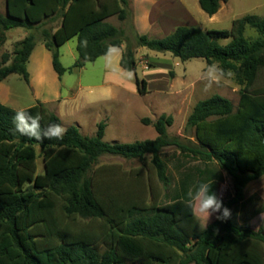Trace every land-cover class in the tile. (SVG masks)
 I'll return each instance as SVG.
<instances>
[{
  "label": "trees",
  "instance_id": "16d2710c",
  "mask_svg": "<svg viewBox=\"0 0 264 264\" xmlns=\"http://www.w3.org/2000/svg\"><path fill=\"white\" fill-rule=\"evenodd\" d=\"M225 1L199 0V4L212 17ZM128 4V0H6V13H0V45L12 29L33 30L60 18L56 29L42 31V43L52 52L60 77L96 62L110 45L124 44L120 65L136 72V49L146 47L183 62L203 58L207 64L218 62L231 69L240 86L239 105L218 94L197 102L187 120L195 142L170 137L174 117L164 114L155 122L142 121L154 126L155 139L109 143L106 121L99 123L92 137L72 125L63 140H30L15 131L13 116L19 110L0 102V264H264V228L239 225L231 216L216 219L190 237L180 223L195 215L188 188L191 176H184L163 200L152 178L155 172L164 186L172 182L170 159L163 151L176 147L179 156L204 165L198 169L196 186L208 183L217 194L223 171L232 177L234 195L223 201L232 212L244 201L248 185L264 176V83H260L264 18L246 15L230 30L178 26L162 38L138 34L133 47L125 31L108 21L114 16L126 20ZM248 28L258 37H246ZM73 38L78 57L66 68L60 49ZM220 38L231 41L222 45ZM37 43L35 35H27L11 54L3 55L0 83L12 74L30 82L28 63ZM135 83L140 95L148 93V81L136 75ZM26 110L40 114L42 128L62 124L41 102ZM38 147L43 174L38 173ZM104 155L138 159L142 166L130 171L119 165L93 169Z\"/></svg>",
  "mask_w": 264,
  "mask_h": 264
},
{
  "label": "rangeland",
  "instance_id": "374dc122",
  "mask_svg": "<svg viewBox=\"0 0 264 264\" xmlns=\"http://www.w3.org/2000/svg\"><path fill=\"white\" fill-rule=\"evenodd\" d=\"M172 1L174 5L169 2L170 8L174 9V13L171 15L174 18L170 25L171 29L177 26H189L198 27L202 30H230L236 19L246 15H256L264 18V0H227L222 2L220 11L212 17L202 10L199 0ZM126 8L128 10L126 20L120 21L117 16H114L109 22L122 28L125 31L127 42L135 47L138 34L133 27V5L128 4ZM0 13H6V0H0ZM60 23L61 19L58 18L54 22H48L44 27L40 26L33 30L22 28L10 30L7 42L0 45V61L5 53L11 54L13 52L17 40L24 38L25 33L35 35L36 41L39 43L42 42L43 29H56ZM149 37L155 38L156 35L153 34ZM246 37L254 39L258 37V33L256 30L248 28ZM218 41L220 44L226 45L231 41V38H220ZM124 45L126 46V44ZM76 48L77 38L69 40L61 47L63 66L72 67L75 64L78 56ZM104 60L101 57L96 62L88 63L84 68L78 69V71L74 70L75 72L67 73L66 84L77 85L79 80L85 85L99 82ZM136 60L137 70L136 72H130L129 75L130 85L126 86L115 100L113 99L112 102L105 104L106 112H109L108 117L103 118L100 112L88 111L75 117L63 118L62 125L66 128L72 125L77 126L83 135L92 137L96 134L99 123L106 121L105 141L109 143H134L157 137L153 125L143 124L144 118H149L155 122L161 115L166 114L174 117V124L168 128L170 137H180L183 142L188 143L189 140L195 142L194 130L187 127V120L197 102L218 94L230 99L235 107L239 105L240 86L236 84L233 78L225 80L219 85L213 84L210 89L205 88V81L200 79L201 70L207 64L203 58H194L183 62L170 53L139 47L136 49ZM53 72L56 74L54 69ZM136 75L140 79L148 81L149 91L146 95H140L137 92ZM48 81H51L50 76H48ZM5 82L7 89H0V99L9 98V102L5 105L16 110L32 106L34 102L32 91L34 89L20 75L12 74ZM49 82L45 86L47 93L51 86ZM260 83H264V71L260 75ZM53 109L54 107L50 106V111L56 113ZM107 118H109V121L106 120ZM80 123H82L81 126ZM37 150L39 153L38 173L43 174V157L40 154L39 147ZM163 155L170 159L169 165L173 180L168 186H164L158 180L156 173H152L154 190L160 199L163 200L166 194H172L176 184L180 185L186 175L191 176L188 188L192 192L198 180V169L204 167V165L196 159L179 156L176 147L164 149ZM150 159L151 156L149 155L148 160ZM102 165H119L124 171H130L140 168L142 163L138 159L130 160L120 156L104 155L99 158L93 169ZM217 182V196L222 201L232 198L234 195L232 177L226 171H223L222 179ZM149 201H151V197H149ZM239 212V204H237L232 208V218L237 224H239L238 220L242 222ZM217 215L219 213H215L210 217L207 227L216 220ZM180 224L189 233L190 237H192L191 234H200L207 228H203V220L196 212L192 219L182 221ZM80 226L88 228V224L84 222H81ZM94 226L97 227L98 223L96 222ZM52 241L56 242L58 240L53 239Z\"/></svg>",
  "mask_w": 264,
  "mask_h": 264
},
{
  "label": "crops",
  "instance_id": "0c3cea01",
  "mask_svg": "<svg viewBox=\"0 0 264 264\" xmlns=\"http://www.w3.org/2000/svg\"><path fill=\"white\" fill-rule=\"evenodd\" d=\"M128 1L129 5H133V27L137 34L148 36L154 34L156 35L155 38H162L171 34L178 27L170 28L171 22L174 21V18L171 17L174 9L170 8L171 5H174L172 0ZM169 2L172 4L169 5ZM112 18H109L108 21ZM8 34L9 31L7 32V37H9ZM27 35L25 33L24 38ZM22 39L17 40V42ZM118 48L120 50L119 53L113 54L108 58L103 56L105 59L104 67L102 73H100L101 80L99 82L85 85L79 80L77 85H67L65 81L67 74L60 77L53 72L52 52L42 42L37 43L28 63L30 72V82L28 84L34 89L32 91L34 96L32 106L38 102L43 103L49 110L50 106H53V111L57 113L61 120L66 117H75L88 111L100 112L103 118L108 117L109 112H106L105 104L112 102L113 99L115 100L117 95L126 86L130 85V72L125 71L120 65L126 46L123 45ZM75 71H78V69ZM48 76L51 78L50 82L48 81ZM6 80L0 83V89H7ZM48 82L51 86L47 93L45 86ZM0 101L7 104L9 98L0 99ZM106 120L109 121V118ZM239 209V217L242 220V222L238 220L239 224H246L254 230L264 228V176L248 185L247 192L245 191V199L239 203Z\"/></svg>",
  "mask_w": 264,
  "mask_h": 264
},
{
  "label": "clouds",
  "instance_id": "9594fccd",
  "mask_svg": "<svg viewBox=\"0 0 264 264\" xmlns=\"http://www.w3.org/2000/svg\"><path fill=\"white\" fill-rule=\"evenodd\" d=\"M119 48L110 45L105 53V58L119 53ZM130 75V73H129ZM235 73L231 69H224L218 62L206 64L201 70L200 79L205 81V88L210 89L213 84L219 85L223 81L232 79ZM42 117L39 113L32 114L29 110L21 109L13 116L15 131L22 136L28 137L30 140H63L67 128L60 123H50L47 127L41 126ZM55 148V145H51ZM192 199V207L194 212L198 213L203 220V228L207 227L210 217L219 213L216 216L217 220L226 221L231 218L232 212L229 208L223 205V201L212 191V186L208 183H199L195 189L189 193Z\"/></svg>",
  "mask_w": 264,
  "mask_h": 264
}]
</instances>
